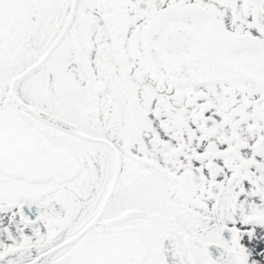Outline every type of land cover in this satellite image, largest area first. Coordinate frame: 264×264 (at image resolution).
<instances>
[{"label":"snow or ice","instance_id":"snow-or-ice-1","mask_svg":"<svg viewBox=\"0 0 264 264\" xmlns=\"http://www.w3.org/2000/svg\"><path fill=\"white\" fill-rule=\"evenodd\" d=\"M0 264H264V0H0Z\"/></svg>","mask_w":264,"mask_h":264}]
</instances>
